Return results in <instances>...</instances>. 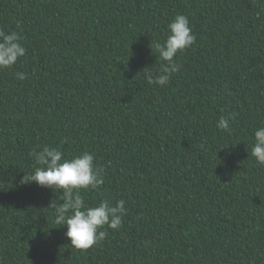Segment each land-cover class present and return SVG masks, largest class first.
<instances>
[{
    "label": "trees",
    "instance_id": "obj_1",
    "mask_svg": "<svg viewBox=\"0 0 264 264\" xmlns=\"http://www.w3.org/2000/svg\"><path fill=\"white\" fill-rule=\"evenodd\" d=\"M178 14L195 43L149 84ZM0 29L26 48L0 70V264H264V0H0ZM45 146L94 155L86 204L126 202L99 245L73 248L57 194L25 183Z\"/></svg>",
    "mask_w": 264,
    "mask_h": 264
},
{
    "label": "clouds",
    "instance_id": "obj_2",
    "mask_svg": "<svg viewBox=\"0 0 264 264\" xmlns=\"http://www.w3.org/2000/svg\"><path fill=\"white\" fill-rule=\"evenodd\" d=\"M22 37L12 31L6 33L0 29V70L11 68L26 55V48L21 43ZM196 37L192 33L189 20L185 15L178 14L167 25V37L155 43L159 58L166 63L158 75L144 69L149 84L165 86L172 74L180 71L181 65L176 61L177 53H183L193 46ZM16 79L23 81L28 78L26 72H17ZM231 117H220L216 123L218 130L231 133ZM254 143L251 156L256 164L264 167V126L254 130ZM226 148L222 147L221 149ZM29 155L35 164L25 183L35 182L57 194L47 208L54 212V223L67 226L64 233L73 248L87 250L99 245L107 238L110 228L118 230L127 209L124 200L112 204L108 199L101 200L95 206L86 204L82 191L98 189L104 183L102 170L94 163L95 157L89 152L65 158V154L57 147H43L42 151H32ZM62 201V202H60Z\"/></svg>",
    "mask_w": 264,
    "mask_h": 264
}]
</instances>
